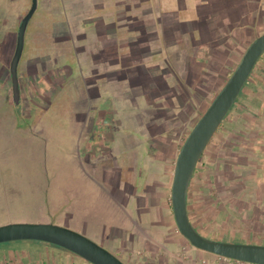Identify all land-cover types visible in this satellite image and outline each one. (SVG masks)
Instances as JSON below:
<instances>
[{"label": "rangeland", "instance_id": "1", "mask_svg": "<svg viewBox=\"0 0 264 264\" xmlns=\"http://www.w3.org/2000/svg\"><path fill=\"white\" fill-rule=\"evenodd\" d=\"M72 1L76 6H72L70 0H0V226L15 223L53 224L83 234L94 242L103 232L105 234L103 236H107L106 226L109 229L111 216L107 218L106 212L103 211L105 209L99 204V193H102L99 189H108L99 180L100 174L92 170V166L100 168V164L96 160H91V165L85 161V149L91 137L86 133L87 130L82 132V129L90 117L93 120V131L104 130L102 137L110 145L114 140L110 138L116 135L127 136L126 143H142L139 145L142 149L141 159L137 160L141 164L136 167L135 184L138 193L142 194L141 187L146 185V182L152 184L153 187H149L150 202L156 204L153 208V219L159 220L164 226L168 225V229L173 228L175 235L179 234L167 207V204L170 205L171 183L177 155L199 116L222 89L255 37H244L245 34H236L233 29L229 37L224 39L219 35L211 39L204 38L205 46L198 48L201 40L194 38L191 40L188 36L181 38L177 33L172 32L175 30L171 29L173 25L170 20H166L165 27L161 28L162 30L159 27L157 33L154 32L156 28L152 22L141 20L134 26L143 25L146 29L140 32L141 38L139 37L138 42L134 43L136 44L134 50L144 55L150 52L151 47L154 51L157 48H165L158 55L160 59L158 64L165 69L158 73H155L154 67L148 69L146 75H141L137 84H141L140 86L125 88L123 82L119 83V88L106 85L102 99L99 101L95 98L92 103L86 93V84L94 74L87 67V60L81 56L83 54L81 45L74 39L76 24L79 29L82 26L74 23V15L88 10L93 0ZM152 1L149 0L147 3L151 4ZM168 1L167 5L159 4L157 0H154L153 4L158 3L159 7L162 5L161 10L179 12L177 0ZM145 2L139 0L138 3L142 5ZM84 3L88 8L83 6ZM112 10L115 11V8ZM114 11H112L116 15L114 22L117 25L121 23L119 21L121 18H118L121 15L118 16ZM95 12L101 14L104 11ZM179 14L181 19L187 15L199 21L209 18L206 15L198 17L196 12L195 15L191 12ZM25 21L23 48L17 69L19 86L27 89L21 91L19 104L16 105L12 99L8 68L15 49L17 31ZM162 31L164 33L166 31L165 38L158 42H149L160 36ZM86 32L91 38L92 34L96 37L99 30L94 27L93 30ZM262 32L264 25L259 26L258 33ZM135 35L128 31H118L114 39L119 41L120 38L127 39ZM89 42L87 47H91ZM171 43L175 45L170 46ZM103 49L106 50L107 57L118 54L119 58L125 47L124 44L116 43ZM43 51L54 59L60 52L65 54L63 60L57 65L54 64L57 66L55 68L62 70L61 72L42 75L41 72L36 71V69L43 70L41 64ZM141 56L134 55L133 60ZM37 58L40 60L37 61ZM161 58H167L168 65L164 64ZM90 59L93 60L92 55ZM139 61L141 60H137L136 63ZM91 63L97 66L96 61ZM30 65H32L31 69ZM190 67L194 69L192 71L195 77L194 87L200 86L199 92L204 99L203 102L197 99L194 102L186 101V96L193 90V87L187 89L184 82L188 78L191 80V77L187 78ZM123 73L126 72H116V75L120 76ZM42 81L52 83L41 97ZM125 83L128 85L127 81ZM136 93H145L148 96L137 98L135 104L129 102L123 112L120 108L123 98L121 102H117L118 97ZM97 94L99 95L98 91L95 96ZM239 95V101L228 121L213 137L205 158L200 160L196 167L193 184L199 186L200 192H213L225 176L224 174L221 178L217 177L219 160L216 151L219 150L222 154L233 153L223 147V144L228 143L251 144L248 148H251L253 153L244 162L252 168L244 169L243 174L238 172L237 179L243 175L248 180L249 188L246 190L252 188L264 190V53L254 66ZM156 108L159 109L156 111ZM137 114L140 116L139 122L143 124V132L146 133L143 137L136 132L137 122L134 118ZM146 125H151L149 131L151 134L147 132ZM147 140L153 144L146 143ZM121 152L117 154V162L124 167L136 159L135 153L130 149L124 152L122 147ZM153 154L155 157L152 156ZM150 161H152L150 178L146 179L145 171L149 165L147 168L145 166L144 171L142 167L150 164ZM110 165L109 162L108 166ZM166 170L168 175L165 177ZM89 174L94 176L92 180L85 178ZM232 174L231 172L228 175ZM165 178L168 180L166 184H164ZM77 194H81L84 198L78 208L74 204ZM223 209L224 207L222 211ZM201 212L206 215L205 221L209 225L206 234L210 237L232 243L254 244L239 237L254 233L251 229L256 225L254 221L248 220V214L231 215L226 223L225 215L222 213L219 224L214 229V206L201 207ZM74 220L87 222L86 228ZM161 233L164 237L169 232L166 234L164 230ZM92 235H96V238ZM253 238L254 241L259 242L261 236L254 233ZM156 242L165 246V250L152 254L142 240L134 248L127 247L132 257L131 261L135 264H162L159 263L160 259L166 262L167 259H172L174 263L180 264V259L183 262L192 261L194 264H241L199 251L182 236L173 244H164L162 238H158ZM259 245L264 246V242ZM153 246L154 249L158 247L155 244ZM60 256H69L83 262L78 256L60 247L39 241L0 244V260L11 258L12 264L17 262L16 258H20L23 262L41 258L42 264L43 261L47 263L49 259ZM213 257L216 258L215 262L211 261Z\"/></svg>", "mask_w": 264, "mask_h": 264}, {"label": "crops", "instance_id": "2", "mask_svg": "<svg viewBox=\"0 0 264 264\" xmlns=\"http://www.w3.org/2000/svg\"><path fill=\"white\" fill-rule=\"evenodd\" d=\"M144 1V0H143ZM146 2L142 5H140L139 0H132V1H125V0H93L92 3H90L89 8L87 6L86 3H84V7L88 8V10H85L84 12H82L81 14H75V21L74 23H78L81 24V29H79L77 27L76 24V31L74 32V39L77 41V43H79V45H81L82 47V52L83 54L81 55L85 60H87L86 65L87 67H89L90 71H92V75L88 80H87V89H86V93L87 96L89 98V100L93 103L94 99L96 98V100L98 99L99 101L102 99L103 94L105 92V86L108 85L110 87L116 88V87H120L119 83H124L123 86H128V87H134L136 86V84L134 85H125V78L123 81H120L119 77H115V78H111V77H107L106 74H110L112 72H122V71H131L132 73H136L137 75L141 76L143 75V71H141L142 69H146V70H150L152 67H154V71L155 73H158L159 71H162L165 69V67H160L158 62L160 59H158V55L161 53V50H165V48L162 49H158L156 51H154L152 49V47L149 45L150 52H148L145 55H142L141 58L136 59L135 60H141L138 63H136L135 60H133V56H134V49L136 48V44H134L137 39H139V37L141 38V33L140 32H144L145 31V26H134L135 23L141 22V20L144 22H152L156 28V30H154L155 33H157L159 27L160 29L165 27L164 22L166 20H170V23L173 25L172 28H174L175 31L172 30V32L177 33L179 36H181V38H186V36H188V38H191V35L193 38H197L196 36V32H207L208 30L211 31L212 33H214V35H218V32H222L223 30L226 31H231L233 30V26L230 23V19L232 16L237 17L236 14L233 13V10L236 8L235 5L238 3V0H177V5L179 6V12H169L166 10H161L162 5H167L169 3L168 0H157L159 1V4H162L160 7L156 4H153V1L150 2L151 4H148L147 2H149V0H145ZM241 1V0H240ZM242 1H246V0H242ZM188 2V3H186ZM224 2H226L227 4H223ZM70 4L72 6H76V4H74V2L72 0H70ZM245 4V3H244ZM249 5V11L247 14H245L248 9L243 10L242 12H240L239 14H242V19L246 18L248 23H252L253 21H255V15L258 16H264V3L263 0H251V2L248 3ZM77 6H80L79 4H77ZM247 7V6H246ZM115 8V11L112 10ZM147 8L149 9L147 11ZM215 8L217 9V13H218V17H215V14L212 16V12ZM92 9H94V13H92ZM122 9V10H121ZM103 10L104 12L99 14L96 13L95 11H101ZM117 12V15H121L118 18L119 21L121 22L120 24H117L114 22V18L116 17V15L112 12ZM164 12V13H162ZM181 12H191L192 14L195 15L196 14L199 16H208L209 18H206V20L203 21H199L197 20H193L192 16L187 15L184 16L185 18H180L179 17V13ZM256 12V14H255ZM212 17V18H211ZM122 20V21H121ZM199 21V22H198ZM204 23L205 26L200 28L199 26L197 27H189V24L194 23L195 25H199L200 23ZM133 24V25H132ZM96 27L98 28L99 32L97 33V36L90 38V36H88L87 34V30H93V28ZM167 27V26H166ZM78 28V29H77ZM192 28V30L190 29ZM161 29V30H162ZM167 29V28H166ZM227 29V30H226ZM199 30V31H198ZM121 31H128L129 33H135L136 35L134 37H129L127 39H122L120 38L119 41H116L117 39H114V36ZM166 33V31H165ZM165 33L162 31L160 36H156L154 39H152L151 42H158L160 39L165 38ZM187 33V35H186ZM172 34V33H171ZM185 34V35H184ZM172 36V35H171ZM174 37V35H173ZM172 37V38H173ZM66 38V36H65ZM175 38V37H174ZM92 41H91V40ZM90 40V42H89ZM90 43L89 45L91 47H87V43ZM138 42V41H137ZM143 42V41H141ZM116 43H121L124 44L125 49L122 50V54H119V58H118V54L116 56V54H114L111 57H107V52H105L106 50H104V47H109L110 45H115ZM142 47V43H140ZM83 45V46H82ZM170 46H174V43L169 44ZM154 51V52H153ZM169 54V52H167ZM90 55H92L93 60L92 61H96V65L97 66H93V64L91 63V59H90ZM109 55V53H108ZM132 56V57H131ZM65 58V54H63L62 52H60V54H57V58L54 59L52 58V56H50V54L48 53H41V64L43 65V70H38L36 69L37 72H41L42 75H50L53 74L55 72H61L62 70L59 68H55L57 67L56 65ZM162 59V58H161ZM40 60L37 58V61ZM133 60V61H132ZM100 61V63H99ZM163 63L168 65L169 61L166 59H162ZM136 63V64H134ZM32 64V61L31 63ZM54 64H56L54 66ZM99 64V65H98ZM32 65H30V69ZM125 66V67H124ZM57 69V70H56ZM148 71L145 73L147 74ZM55 76H57L55 74ZM52 81V80H51ZM111 82H113L111 84ZM50 83H46L44 81H42L41 83V97L42 95H44L46 93V91L48 90V88H50ZM109 83V84H107ZM138 84V83H137ZM137 86H140L137 85ZM139 88V87H138ZM27 89V87H26ZM25 88H22L20 85V93L21 91H26ZM98 90L99 95L95 96V91ZM125 91V89H124ZM142 96L147 97L148 95H146L145 93H136V94H130V95H121V97H118L117 102H121L122 98L123 101L120 104V108L123 112H125V110L127 109L126 105L131 102L132 104L137 103V98H142ZM89 114V113H88ZM83 116V114L81 115ZM85 117V115H84ZM83 117V118H84ZM135 122H137L135 124V128H136V132L141 135L143 137L144 133L143 132V124L140 121V116L139 114L135 115ZM87 123H89V125H87ZM85 126H83L82 132H84L85 130L86 133L88 134L89 137H91V139L89 140V144H87V148L85 149V155H86V163L91 165V160L93 161H97L100 164V168H97V166H92V170H94V173L96 174H100L101 178L99 180H101L103 182V184L107 187L108 190H104L99 189L100 191H102V193H99V204L100 206H102L107 214V218L111 216L110 218V223L109 224V229L113 230L114 227H116V223H118V221L120 220V214L121 212L124 211L127 212L126 210L128 209L130 203H131V199H129V202L126 200L125 198V194H123V205H121L119 198H117L115 196V194H113L115 191L112 187H110L108 185V183L112 180V182H116L118 175H119V171H121L122 175H124V173L126 172L127 167H130V171H129V179L130 182H133L135 184L136 182V167L139 164V161L141 159V148L139 147V145H141L142 143H126V137H119V135L115 136V134H113L115 137L110 138V139H114L112 141V145L109 144L108 141H106V139H104V137H102V135L105 133L101 130H99V132H94L93 129L94 127H92L93 125V120L88 117V121H86V123L84 124ZM88 126V127H87ZM149 126V125H146ZM146 128V127H145ZM113 133V132H112ZM149 134H151L150 132H148ZM97 136V137H95ZM129 141V139H128ZM146 143L149 144H153L152 142H150V140H147ZM132 144L134 146H132ZM123 147V151L125 152V149H130L132 152L135 153L136 155V159H134L133 162H131L129 165H121L117 162V154L118 152H121V148ZM98 150V151H97ZM96 152V153H95ZM101 152V153H100ZM97 154V155H96ZM128 155V154H127ZM153 157L154 154L152 155ZM152 157V158H153ZM137 160H139L137 162ZM109 162L111 163L110 166H108ZM150 164H145L142 167V171H144L145 166L147 168L145 171V175H146V179L150 178L149 177V171L151 169ZM141 164V162H140ZM139 164V165H140ZM94 167V169H93ZM166 175H168V170H166ZM94 177V176H93ZM92 175H87L85 178H89L90 180L93 179ZM86 180V179H85ZM123 180V179H122ZM165 183L166 184L168 182V180H166L165 178ZM145 184V183H143ZM136 185V184H135ZM150 185L152 184H147L143 185L141 187V191L142 194L138 193V189H137V185H136V190L134 191V195H140V212H141V219L143 220V222H147L152 218L153 215V208L151 207L152 203L150 202V189L149 187H151ZM122 188V186L120 187ZM264 193V190H263ZM264 200V194L261 196ZM74 204L76 205V207L78 208V205L81 204L84 200L83 196L81 194H77L76 197L74 198ZM88 199V198H87ZM88 202V201H87ZM102 203V204H101ZM129 204V205H128ZM167 207L169 208L171 214H172V209H171V204H167ZM149 209L148 212H146ZM74 216V215H73ZM173 216V215H172ZM252 218V219H251ZM248 220H252L256 223L255 218L253 217H249ZM262 220L264 222V216L262 217ZM76 221V223H80L85 224V221H78V220H74V222ZM107 221V222H109ZM127 223V222H125ZM256 225V224H255ZM155 230V231H154ZM166 232L167 235H165L164 237L162 236V231ZM257 236H261V238H259V242L254 241L253 239V234L247 235V236H243L240 235L239 237L243 240L252 242L254 244H261L262 242H264V225H259L256 226L255 228L251 229ZM260 234H259V233ZM147 235L151 238L150 240L152 242H154L153 244H155L156 246H158L157 249L152 250L151 253L155 254L157 252H161V250H165V246L159 245L156 240H158V238H162V241L164 244L166 243H171L173 244L174 242H178L180 240L181 235L180 234H176L174 233L173 228H169L168 229V225H163V224H159V225H154L152 226L148 232ZM237 236V235H234ZM148 237V238H149ZM181 244V242L179 243ZM146 246V245H145ZM147 247V246H146ZM184 249V248H183ZM216 257V255H215ZM78 260H74L73 258H69V256H64V257H57V258H52L49 259L47 261V263L45 261L42 262V264H84L85 261L81 262H75ZM180 264H194L192 261L191 262H183L182 260H180ZM212 262L216 261V258H212L211 259ZM234 261V260H232ZM41 263V261L39 262ZM233 263H238V261H234ZM14 264H17L16 262H14ZM164 264H177V262H173L172 259H167V262H165ZM242 264V262H241Z\"/></svg>", "mask_w": 264, "mask_h": 264}, {"label": "water", "instance_id": "3", "mask_svg": "<svg viewBox=\"0 0 264 264\" xmlns=\"http://www.w3.org/2000/svg\"><path fill=\"white\" fill-rule=\"evenodd\" d=\"M26 21L19 27L15 49L9 63L12 99L19 104L18 63L23 48ZM264 53V33L256 37L240 62L198 119L182 144L176 158L171 183L170 204L179 234L195 249L248 264H264V246L232 243L202 236L189 221L186 197L199 160ZM14 241H39L60 247L89 264H125L110 251L83 234L53 224L15 223L0 226V244Z\"/></svg>", "mask_w": 264, "mask_h": 264}, {"label": "flooded vegetation", "instance_id": "4", "mask_svg": "<svg viewBox=\"0 0 264 264\" xmlns=\"http://www.w3.org/2000/svg\"><path fill=\"white\" fill-rule=\"evenodd\" d=\"M249 2H251V0H246L245 2L242 0L241 1L238 0V3L235 5L236 8L233 10V13L236 14L237 17L232 16L229 21H230L231 25L233 26L234 33L241 34V35L245 34L244 37H253V38L255 37L256 38L259 35H261L262 33H264V32H262L261 34L258 33L259 26L264 25V16L260 17L258 15H255L256 21H253L252 23H248L247 19L246 18L242 19L241 18L242 14H239L240 12H242L243 10H246V9H248V11L246 10L247 12L245 14H247L249 11H251V10H249V5H248ZM223 4L226 5L227 3L224 2ZM217 9L218 8H215L213 10L212 16L215 14V17L216 16L218 17ZM255 14H256V12H255ZM188 26L189 27L199 26L200 28H202L205 26V24L203 22L200 23L199 25H195L194 23H192V24H189ZM190 29L192 30V28H190ZM230 32H232V31H226L225 32L223 30L222 32L219 31L218 35L224 39L225 37H229ZM196 33H197L196 34L197 38H194V39L201 40V44L198 46V48L205 46L204 38L211 39V38L216 36V35H214V33H212L209 30L207 32H204V33L203 32H196ZM186 35H187V33H186ZM233 37H235V36H233ZM191 38L193 39L192 35H191ZM203 49H205V48H203ZM133 54L136 55V57H139L142 55V53H140L138 51L137 52L135 51ZM184 61H186V59H184ZM186 66H187V64H186ZM193 70L194 69L191 67L188 70L189 74H188L187 78L191 77V80H189V78H188V79H186V81H184L187 89L193 87L192 92H190L189 95H188V93L186 94V95H188V96H186V101L194 102L195 99H197V100H200L201 102H203L204 99L202 98V96L200 95V92H199L200 86L198 85V87H194L195 77L192 74ZM141 71H143V75H146L145 74L147 72L146 69H142ZM125 72L126 73H123V75L120 74V76L116 75V72L106 74V76L111 77V78L119 77L120 81H123L124 77H127V78H125V81H127L129 85L136 84V86H137V83L140 82L141 76H138L136 73H132L130 70L125 71ZM97 91L98 90L95 91V94L97 93ZM242 91H243V89L241 90L240 93H242ZM173 97L177 99V97H175V96H173ZM239 98H240V95L235 100L231 109L229 110L226 117L222 121L220 127L216 131L215 135L221 130L222 126L226 123V121H228L229 116L231 115V113L233 112V110L236 107V103L239 101ZM158 109L159 108H156L155 110L157 111ZM200 117L201 116H199V118ZM146 129H147V132L151 131V125L146 126ZM212 140H213V138L211 139V141L209 142V144L205 148L200 160L205 158L206 150L209 147V145L211 144ZM215 146H217V144H215ZM250 146H251V144H245V143L223 144L224 148L233 152L231 154L230 153H223L222 154L219 152V150L216 151L215 149H213L214 151L217 152V157L219 160L217 170H216L217 177L219 176V178H221L225 174L223 179L220 181L218 186L215 188L216 190H214L213 192L212 191L211 192L208 191L207 193L200 192L199 186L198 187L194 186L193 180L195 179L194 178L195 173H196V169H195L194 174H193L192 179H191L190 184H189L188 191H187L186 209H187L189 221L191 222V224L195 228V230H197L202 236L209 238V239L216 240V239L210 237L208 234H206V230L209 229V225L205 221L206 215L202 214V212H201V207L208 208L209 206H212V205L214 206L213 216L215 215L214 216V224H213L214 229L219 224L220 216L222 215V213H224V215H225L224 221L226 223H228L229 217L231 215L233 216V215H237L238 213H242V214H248L249 217L255 218L256 226L264 225V222L262 220V217L264 216V200L261 197L264 194L263 190H254L253 188L246 190L247 188H249L248 180L243 175L240 176V179H237V177H238L237 173L238 172H240V174H243L244 169H251L252 168L249 164H247V163L245 164V162H244L249 157V155H251L253 153L250 150L251 148H248ZM128 150L129 149H125V152ZM220 154L224 155V156H221ZM228 157H230V159H228ZM224 160H225V163H224ZM125 169H126V172L124 173V175H122L121 171H119L117 181L114 183L112 182L113 177H114L113 176L112 180L108 183V185L114 189L115 192L113 194H115V196L117 198H119L121 205H123V200H124L123 194H125V198L128 202H129V199H131V203H130V205L128 204L129 207L126 210L127 212H125V213H124V211L121 212L120 220L118 221V223H116V225H115L116 227H114V229L111 230V229H108L106 226V232L109 235L107 234V236H103V235H105L103 232L100 237L98 236L99 238L96 241V243L99 244L100 246H102L103 248L107 249L108 251H110L118 259H120L123 263L135 264V262L131 261L132 257L130 255V250L129 249L127 250V247L134 248L142 240V241H144L145 245L147 246V248L150 251L155 250L153 248L154 242H152L150 240L151 238L147 235V232L152 226L159 225L160 221L153 219V216H154V210H153L152 218L147 222H143V220L141 219V212H140V210H141L140 209V207H141L140 206V202H141L140 195H134V191L136 190V185L133 182H130V179H129V177H130L129 171L132 168L130 169V167H127ZM231 172L233 174L229 176L228 174ZM121 186H122V188H120ZM150 186L153 187V185H150ZM223 198L225 200H223ZM151 207L152 208L156 207V204H152ZM222 207H224V209H223L224 211H222ZM148 211H149V209L146 212H148ZM125 222H127V223H125ZM86 224H87V222L85 224H82V225H84L86 228ZM120 224H122V225H120ZM108 227H109V224H108ZM92 236H93V238H96V235H92ZM221 241H224V240L221 239ZM16 259H17V262H16L17 264H41V263H39L41 261V258H39L35 261L28 260L27 262L21 261L20 258H16ZM165 262H166L165 260H162V259L159 260V263L164 264ZM12 263H13V261L11 258L6 259L5 261L0 260V264H12Z\"/></svg>", "mask_w": 264, "mask_h": 264}, {"label": "trees", "instance_id": "5", "mask_svg": "<svg viewBox=\"0 0 264 264\" xmlns=\"http://www.w3.org/2000/svg\"><path fill=\"white\" fill-rule=\"evenodd\" d=\"M66 251V250H65ZM70 253V252H69ZM72 254V253H71ZM74 255V254H73ZM83 260V259H82ZM84 261V260H83ZM87 263V262H86ZM87 264H89V263H87Z\"/></svg>", "mask_w": 264, "mask_h": 264}]
</instances>
